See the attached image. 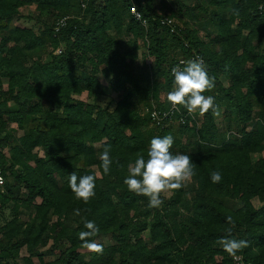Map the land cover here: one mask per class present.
Returning <instances> with one entry per match:
<instances>
[{
    "label": "trees",
    "instance_id": "1",
    "mask_svg": "<svg viewBox=\"0 0 264 264\" xmlns=\"http://www.w3.org/2000/svg\"><path fill=\"white\" fill-rule=\"evenodd\" d=\"M34 5L33 16L21 12ZM77 6L75 17L70 0H0V164L7 178L0 214L13 204L15 215L0 230V264H34L50 241L67 248L45 264H235L217 243L229 230L248 241L236 256L264 264V156L253 159L264 153V0H146L139 8L147 27L124 0ZM174 10L195 27L164 26ZM195 56L214 78L205 95L214 97L222 121L211 109L199 116L178 106L172 121L155 126L146 109L170 107L171 70ZM84 93L110 101L75 98ZM169 134L171 151L189 155L194 174L171 199L161 198V208H150L123 181L151 139ZM105 147L113 159L107 175L99 159ZM217 170L222 180L213 183ZM73 172L96 176L88 202L68 186ZM21 208L31 212L25 228ZM88 220L100 229L97 243L101 236L114 241L98 243L102 250L89 256L77 235ZM24 248L29 257H21Z\"/></svg>",
    "mask_w": 264,
    "mask_h": 264
},
{
    "label": "clouds",
    "instance_id": "2",
    "mask_svg": "<svg viewBox=\"0 0 264 264\" xmlns=\"http://www.w3.org/2000/svg\"><path fill=\"white\" fill-rule=\"evenodd\" d=\"M172 90L168 92L167 100L173 106H182L190 114L198 113L204 116L212 110L213 116H218L219 111L214 102V97L205 95L214 87V78L210 77L204 67L202 58L190 59L172 68ZM174 144L172 135L156 136L150 141L146 156L139 155L134 162L128 164L127 175L123 183L129 192L148 198L150 208L162 205L161 194L183 188L193 176L192 158L186 154L173 153ZM101 167L105 175L109 174L113 164L110 148L105 147L99 154ZM96 176L92 174L78 176L76 172L69 175L68 186L78 200L88 202L95 196ZM213 183L222 180L220 171L210 174ZM79 210L74 215L79 216ZM227 222L232 223V217H227ZM84 229L77 235L82 242V247L88 251L99 252L102 246L95 237L100 229L94 221L84 222ZM217 243L231 256H236L239 251L248 247V241L232 236L231 230L219 238Z\"/></svg>",
    "mask_w": 264,
    "mask_h": 264
},
{
    "label": "rangeland",
    "instance_id": "3",
    "mask_svg": "<svg viewBox=\"0 0 264 264\" xmlns=\"http://www.w3.org/2000/svg\"><path fill=\"white\" fill-rule=\"evenodd\" d=\"M78 1L79 0H70V3H71V6H72V10L70 11V13H68L70 16H79V7L77 6L78 5ZM167 1V0H166ZM159 5V4H158ZM161 4L158 6V9L163 12L164 14L166 15H169L171 16V13L172 11L171 10H166V9H162L161 8ZM175 11V10H174ZM21 12L24 14V15H27V16H33L34 14H36V6H31V7H25V8H22L21 9ZM176 12V11H175ZM58 14V13H56ZM177 14V12L175 13ZM68 16V17H70ZM45 17H47V14H45ZM49 19H54V18H51L49 17ZM52 21V20H51ZM173 21H174V24L176 26H179L181 28H183L184 26H186L185 23H188L189 27L190 28H194V24L193 22L191 21H188V18L185 17V16H180L179 14H177V16L175 18H173ZM23 23L24 25H34V23H27L26 21H23L21 22ZM199 36L202 40L205 39V34L203 32H200L199 33ZM102 83L104 84H108V79H105L103 77H100ZM76 99H81L83 101H87L89 103H95V102H102L104 105H107L110 101L109 98H105V97H99V98H95V97H92V96H89L87 93H84L81 97H79V95H76L75 96ZM113 98H117V95H113ZM12 105V104H11ZM216 117V120L217 121H222V111H219V115L218 116H215ZM9 129H17L18 126L16 123H10L9 124ZM17 136L18 137H21L23 136V131L21 130H18L17 129ZM39 151V154L42 156L43 153L40 151V150H37ZM4 153H8V150H5ZM263 155L264 156V153L263 154H260V155H253V159L256 161L258 160V158H260V156ZM7 156L9 157L10 154H7ZM191 182V179L189 181H187V183ZM172 192H166V193H162L161 194V198H165V199H171L172 198ZM41 203V200L39 199L37 201V204H40ZM162 205H164V203H162ZM159 206V208L162 207ZM254 205L259 208L262 206L261 203L257 202V201H254ZM13 204H11L10 206L6 207L3 211H1V214H0V230L2 228H4L8 223H10L12 220H14L15 218V215H14V211H13ZM184 212V211H183ZM34 213V212H33ZM30 214L31 212H28L26 211L24 208H21L20 211H19V215H20V220H19V224L23 225V228L26 227V223H29L31 222V217H30ZM184 214L181 212L180 213V216H183ZM98 243H103L104 245L106 246H111L114 244V241L111 240V237L110 236H101L99 237L98 239ZM67 248V245H66V242H63V244H59L57 246H55V244L50 241V243L46 246V247H39L36 252L37 254L39 255H36L34 257H32V261L34 264H45V263H49L53 260H55L56 258H58L59 254H60V251L64 250ZM87 253H90L88 254L91 255V252L92 251H86ZM30 256V253L27 252V250L24 248L22 251H21V257L24 258V257H29ZM23 263V261H20Z\"/></svg>",
    "mask_w": 264,
    "mask_h": 264
},
{
    "label": "built area",
    "instance_id": "4",
    "mask_svg": "<svg viewBox=\"0 0 264 264\" xmlns=\"http://www.w3.org/2000/svg\"><path fill=\"white\" fill-rule=\"evenodd\" d=\"M89 1H91V0H81L82 7L85 8ZM124 1L129 4L130 14L132 15V17L136 21L140 22L144 27H147L148 23H147L146 19L144 18L142 11H140V8H139V4L144 3L146 0H124ZM260 9L262 10L263 7H261ZM69 18L70 17L67 16V17L59 20V27L65 26L66 22ZM161 23L164 26L171 27V29L174 31L175 27H174L173 19L164 18L161 20ZM197 57L201 58L200 56H195L191 59H195ZM188 60L189 59H180L179 63L176 66L179 65L180 67H183V62H186ZM176 66H174V67H176ZM171 73H172V70H171ZM146 112L150 115L151 121L155 126L162 127L167 122L172 121L174 115L176 113H179L180 109L178 106H173L171 104L170 107L166 110H159L156 106H153L152 108H147ZM190 115H192V114H190ZM181 122L185 123V119H181ZM6 184H7L6 173H5L4 167L0 164V192L5 191ZM234 263L235 264H247L244 261L242 256H235L234 257Z\"/></svg>",
    "mask_w": 264,
    "mask_h": 264
}]
</instances>
